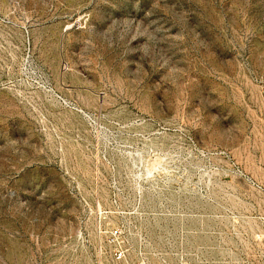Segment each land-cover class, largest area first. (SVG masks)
<instances>
[{
  "label": "rangeland",
  "instance_id": "374dc122",
  "mask_svg": "<svg viewBox=\"0 0 264 264\" xmlns=\"http://www.w3.org/2000/svg\"><path fill=\"white\" fill-rule=\"evenodd\" d=\"M0 264H264V0H0Z\"/></svg>",
  "mask_w": 264,
  "mask_h": 264
}]
</instances>
